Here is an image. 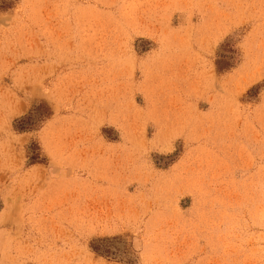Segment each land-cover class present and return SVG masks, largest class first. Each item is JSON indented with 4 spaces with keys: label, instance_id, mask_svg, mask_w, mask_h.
Wrapping results in <instances>:
<instances>
[{
    "label": "rangeland",
    "instance_id": "1",
    "mask_svg": "<svg viewBox=\"0 0 264 264\" xmlns=\"http://www.w3.org/2000/svg\"><path fill=\"white\" fill-rule=\"evenodd\" d=\"M258 6L0 0V264H264Z\"/></svg>",
    "mask_w": 264,
    "mask_h": 264
},
{
    "label": "crops",
    "instance_id": "2",
    "mask_svg": "<svg viewBox=\"0 0 264 264\" xmlns=\"http://www.w3.org/2000/svg\"><path fill=\"white\" fill-rule=\"evenodd\" d=\"M217 11H218V16L216 18H210L212 20L216 19V20H219V21H213V23L215 24H223L225 22L221 21V20H224L225 17H222L221 14H223V16L225 15H228L226 16V19H229L231 21L228 22V24H231V25H238V24H243L244 22L243 21H240V20H243L240 13L242 14H246V13H249V14H254V17L258 18V19H261L263 16H264V7H240V8H228V9H224L223 7H219L217 8ZM239 15V16H238Z\"/></svg>",
    "mask_w": 264,
    "mask_h": 264
},
{
    "label": "trees",
    "instance_id": "3",
    "mask_svg": "<svg viewBox=\"0 0 264 264\" xmlns=\"http://www.w3.org/2000/svg\"><path fill=\"white\" fill-rule=\"evenodd\" d=\"M26 120H32V119H31V117H25V119H23V120L21 119V122L24 123ZM23 128H25V126Z\"/></svg>",
    "mask_w": 264,
    "mask_h": 264
}]
</instances>
